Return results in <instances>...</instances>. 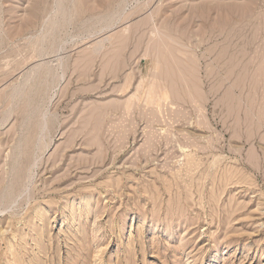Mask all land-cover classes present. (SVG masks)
<instances>
[{"label": "rangeland", "instance_id": "rangeland-1", "mask_svg": "<svg viewBox=\"0 0 264 264\" xmlns=\"http://www.w3.org/2000/svg\"><path fill=\"white\" fill-rule=\"evenodd\" d=\"M16 261L264 264V0H0Z\"/></svg>", "mask_w": 264, "mask_h": 264}, {"label": "bare ground", "instance_id": "bare-ground-1", "mask_svg": "<svg viewBox=\"0 0 264 264\" xmlns=\"http://www.w3.org/2000/svg\"><path fill=\"white\" fill-rule=\"evenodd\" d=\"M161 87V86H160ZM28 174V173H27ZM2 199V198H1ZM17 199V198H16ZM14 200V199H13ZM16 202V201H15ZM14 203V202H13ZM12 203V204H13ZM36 214V213H35ZM42 219V218H41ZM34 220V219H33ZM74 223V222H73ZM38 236V235H37ZM21 244V243H20ZM17 251V250H16ZM37 253V252H36ZM14 259V258H13ZM21 260V259H20ZM15 261V260H14ZM17 264H22V262L16 261Z\"/></svg>", "mask_w": 264, "mask_h": 264}]
</instances>
